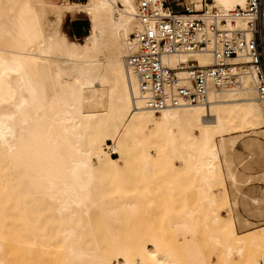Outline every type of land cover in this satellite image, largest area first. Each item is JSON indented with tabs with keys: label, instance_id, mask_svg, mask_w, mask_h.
I'll use <instances>...</instances> for the list:
<instances>
[{
	"label": "bare ground",
	"instance_id": "obj_1",
	"mask_svg": "<svg viewBox=\"0 0 264 264\" xmlns=\"http://www.w3.org/2000/svg\"><path fill=\"white\" fill-rule=\"evenodd\" d=\"M5 1L0 35L10 22ZM211 1L184 3L196 14L218 11L227 25L230 11L248 3ZM14 6L11 25L29 43L20 50L0 41V146L15 167L28 169L23 187L39 198L31 211L44 214L31 216L37 222L23 233L0 236V264H211L210 251L221 252L222 264H264V226L248 228L250 220L238 212L242 184L254 180L243 181L246 172L234 159L242 137L260 135L264 142V101L249 57H232L233 81L210 82L204 101L154 111L126 60L140 28L138 0H15ZM75 11L90 23L85 38L61 30ZM237 25L246 27L243 20ZM191 58L202 67L216 62L210 52L164 61L176 66ZM152 149L165 160L148 157ZM174 158L188 168L187 196L181 183L173 186L179 199L192 202L166 206L149 227L139 203L163 195L153 186L159 171L175 172ZM57 216L64 218L59 229ZM171 227L185 238L184 248Z\"/></svg>",
	"mask_w": 264,
	"mask_h": 264
},
{
	"label": "built area",
	"instance_id": "obj_2",
	"mask_svg": "<svg viewBox=\"0 0 264 264\" xmlns=\"http://www.w3.org/2000/svg\"><path fill=\"white\" fill-rule=\"evenodd\" d=\"M199 13L184 0H138L140 28L132 34L126 60L138 76L147 107L160 111L204 101L210 82L223 86L233 81L237 66L231 60L240 53L249 57L264 101V0H248L245 7L230 11L231 25L216 10ZM197 52L212 53L215 65L202 67L192 58L176 66L164 61L171 54Z\"/></svg>",
	"mask_w": 264,
	"mask_h": 264
},
{
	"label": "rangeland",
	"instance_id": "obj_3",
	"mask_svg": "<svg viewBox=\"0 0 264 264\" xmlns=\"http://www.w3.org/2000/svg\"><path fill=\"white\" fill-rule=\"evenodd\" d=\"M3 1L4 0H0V3H3ZM208 2L212 1L208 0ZM14 3L15 0L5 1V10L11 15L9 18L10 22L4 24V34L0 35V41L4 44L15 45L20 50H23L29 43V40L23 39L20 33H15L11 25L15 18ZM82 13L83 12L75 11L64 18L61 23V30L74 38H85L89 36L91 30L90 23L85 13ZM55 16L56 14L48 15L50 19H55ZM0 31H2L1 28ZM108 144H112V141L108 140ZM148 153L147 156L150 158L155 159L162 157V159L165 160V157H163L164 155L160 156L157 149H152ZM112 156L117 157L118 155L114 153ZM234 159L241 173L243 174L246 172L243 174V181H246L248 178H253L254 180L252 184H242V195L240 196L238 212L244 218L250 220L251 226L248 228L259 229L264 226V142L262 137L260 135H246L242 137L235 150ZM173 163L176 165L175 172H168L166 171L167 169L159 171L156 177L158 182L153 186L155 192H162L163 195L159 196L158 199H142L145 202L139 203V206L143 209L141 212V219L147 223L149 227H156L158 225V216H163V210L166 206L178 208L185 205L186 208L187 203L190 204L192 202L191 199H179V190L173 186L176 183H181V190L185 197L187 196L189 188L186 178V169L188 168L177 158L173 159ZM162 164L163 163H159L157 166L161 167ZM130 172L133 175L137 173L136 166L131 165ZM27 174L28 169L26 167L22 169L15 167L11 160L6 157L3 148L0 146V236H11L17 233H23L28 225H33V223L37 222L35 219L33 222L31 216L36 214L38 217L44 214L42 211H31V206L33 205L32 199L39 198L30 187H23L24 183L29 181ZM174 178H178L177 181ZM253 199L259 200V204H254ZM50 206L51 207L48 209L52 210L54 204ZM51 215L53 216V213H51ZM54 221L57 222V228L59 229L64 222V218L63 216H57ZM169 230L171 238L175 240L181 248H184L185 238L177 234L175 236V228L171 227ZM242 230L245 229H240V231ZM208 253L211 255V264H222L220 251H210ZM50 264L59 263L53 262Z\"/></svg>",
	"mask_w": 264,
	"mask_h": 264
},
{
	"label": "crops",
	"instance_id": "obj_4",
	"mask_svg": "<svg viewBox=\"0 0 264 264\" xmlns=\"http://www.w3.org/2000/svg\"><path fill=\"white\" fill-rule=\"evenodd\" d=\"M77 1H80V2H85L86 0H77ZM85 37V36H84Z\"/></svg>",
	"mask_w": 264,
	"mask_h": 264
}]
</instances>
